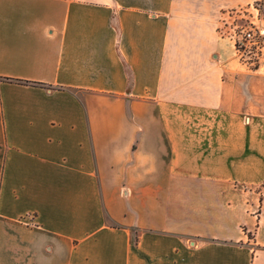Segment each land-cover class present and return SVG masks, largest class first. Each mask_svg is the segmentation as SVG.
Segmentation results:
<instances>
[{"label":"crops","instance_id":"0c3cea01","mask_svg":"<svg viewBox=\"0 0 264 264\" xmlns=\"http://www.w3.org/2000/svg\"><path fill=\"white\" fill-rule=\"evenodd\" d=\"M254 1L0 0V264H264Z\"/></svg>","mask_w":264,"mask_h":264},{"label":"rangeland","instance_id":"374dc122","mask_svg":"<svg viewBox=\"0 0 264 264\" xmlns=\"http://www.w3.org/2000/svg\"><path fill=\"white\" fill-rule=\"evenodd\" d=\"M264 31V0H257L246 6L229 8L221 13L217 33L221 39H226L233 47L234 55L239 65L246 72H257L262 70L264 75V43L259 49L249 52L238 51L234 43V37H240L245 32L258 33Z\"/></svg>","mask_w":264,"mask_h":264},{"label":"built area","instance_id":"2783aa9c","mask_svg":"<svg viewBox=\"0 0 264 264\" xmlns=\"http://www.w3.org/2000/svg\"><path fill=\"white\" fill-rule=\"evenodd\" d=\"M234 43L236 46V49L240 51H246L249 50L251 52L252 47L253 50L259 49V46L261 43H264V31L261 30L258 33H254L251 31L245 32L243 35H241L239 38L234 37Z\"/></svg>","mask_w":264,"mask_h":264}]
</instances>
